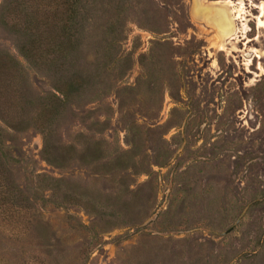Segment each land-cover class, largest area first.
<instances>
[{
    "label": "rangeland",
    "instance_id": "obj_1",
    "mask_svg": "<svg viewBox=\"0 0 264 264\" xmlns=\"http://www.w3.org/2000/svg\"><path fill=\"white\" fill-rule=\"evenodd\" d=\"M3 6L0 264H264V0H87L36 66Z\"/></svg>",
    "mask_w": 264,
    "mask_h": 264
},
{
    "label": "trees",
    "instance_id": "obj_2",
    "mask_svg": "<svg viewBox=\"0 0 264 264\" xmlns=\"http://www.w3.org/2000/svg\"><path fill=\"white\" fill-rule=\"evenodd\" d=\"M86 2L87 0H4L3 9L13 22L17 46L22 56L34 66L43 60L56 63L55 59L66 58L68 52L78 45L86 19L83 13ZM8 58L0 65V72L19 71V60ZM58 71L61 72V68ZM67 83L65 80L58 83L49 96L39 115L43 124L49 122V115H54L71 98L75 82L72 80Z\"/></svg>",
    "mask_w": 264,
    "mask_h": 264
}]
</instances>
